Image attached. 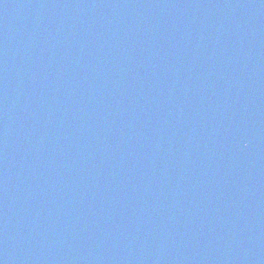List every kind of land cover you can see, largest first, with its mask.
<instances>
[{
  "label": "water",
  "instance_id": "95a60500",
  "mask_svg": "<svg viewBox=\"0 0 264 264\" xmlns=\"http://www.w3.org/2000/svg\"><path fill=\"white\" fill-rule=\"evenodd\" d=\"M0 264H264V0H0Z\"/></svg>",
  "mask_w": 264,
  "mask_h": 264
}]
</instances>
